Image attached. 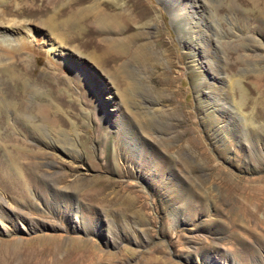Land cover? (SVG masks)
Here are the masks:
<instances>
[{
  "label": "rangeland",
  "instance_id": "rangeland-1",
  "mask_svg": "<svg viewBox=\"0 0 264 264\" xmlns=\"http://www.w3.org/2000/svg\"><path fill=\"white\" fill-rule=\"evenodd\" d=\"M190 1H2L66 64L0 72L1 259L264 264V0Z\"/></svg>",
  "mask_w": 264,
  "mask_h": 264
},
{
  "label": "bare ground",
  "instance_id": "bare-ground-1",
  "mask_svg": "<svg viewBox=\"0 0 264 264\" xmlns=\"http://www.w3.org/2000/svg\"><path fill=\"white\" fill-rule=\"evenodd\" d=\"M2 1L3 0H0V72L7 65H12L13 60L17 54H21V56L31 55V53L42 55L47 59L49 68L60 67L63 64L65 65L66 59L64 57V50L62 49V44L60 43V41L56 40L52 36L48 35L45 31L38 28L36 24L30 20H27L25 18H11L10 16H7L5 10L1 7ZM161 1L167 6L173 18V22H177L176 24L180 23L183 20V13L185 12L190 15V21L192 23L196 22L198 24L200 22L198 21V18L196 19V16L198 17V14L197 10L195 9L196 4L193 1ZM135 8L141 10L139 11V15L143 21L147 20L150 17V12L147 13L146 10H143V8H138V4H135ZM180 37L182 39H185L186 35L180 34ZM203 37V42L209 44L211 39H209V37H207L206 35H204ZM113 61H115V59L112 61H100V63L107 68L108 66H110L109 63ZM216 67L219 72H223L222 75H227V70L223 71L221 65ZM77 73L76 75H79V79L81 78L84 82H89V75L85 71L80 74ZM200 87L202 88V86ZM201 90L198 89V92L201 93ZM233 109L235 111V114H238V117H242V111L240 109ZM104 118H106L105 115ZM137 137H139V135H137ZM257 207L258 209L256 212L253 211L250 213L248 211V215L251 214L253 216H257L260 211H262V214L264 215V203L258 204ZM261 216H258V218H261ZM61 251L62 250H60L59 248L54 249L51 257L52 259H50V261L47 263H42L40 257L38 256H36L35 258L26 259V261H24L26 257H21V255L17 253L11 254L8 252V254L2 255L3 258H0V264H73V262L76 261H72L70 256L72 255L73 257V254L71 252H67L66 254L61 256ZM77 262L79 263L80 260H78Z\"/></svg>",
  "mask_w": 264,
  "mask_h": 264
}]
</instances>
